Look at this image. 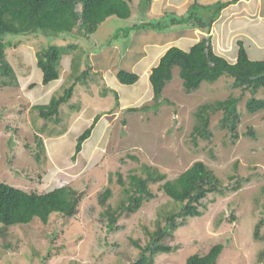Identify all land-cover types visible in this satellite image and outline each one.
<instances>
[{
    "label": "rangeland",
    "instance_id": "obj_1",
    "mask_svg": "<svg viewBox=\"0 0 264 264\" xmlns=\"http://www.w3.org/2000/svg\"><path fill=\"white\" fill-rule=\"evenodd\" d=\"M153 1L145 8L139 0H133L128 19L109 17L88 40L70 33L64 39L32 33L12 36L16 45L6 49V58L16 80L8 86L0 85V180L38 192L64 184L83 189L87 182L89 187L74 217L52 216L47 223L34 219L4 230L0 223V264H126L124 256L137 253L127 239L143 244L147 231L154 228L156 217L174 210L175 204L156 184L151 185L154 197L136 212L122 214L116 230L109 232L99 215L105 207L97 204L96 192L110 187L112 196L107 203L115 207L123 197V187L128 186V176L135 169L140 172L137 168L142 163L156 167L167 178H174L196 160H202L215 173L223 188L202 199L198 207L200 215L186 218L164 240L175 248L156 254L152 264H185L189 255L204 254L217 243L224 248L216 264H264L260 256L264 238L253 236L255 225L263 219L259 232L264 237V108L249 112L246 101L250 93L234 87L232 78L225 75L213 83L203 81L195 90L186 92L177 66L172 68L171 78L155 100L145 74L149 75L153 63L166 50L167 46L157 47V43L160 39L167 40L171 46L187 50L189 42L182 44L178 36H184L190 27L164 31L163 36L149 28L129 31L131 24L162 16ZM216 9V5L204 10L198 6L192 12L195 15L204 12L202 16L208 17ZM109 24L118 31L110 41L117 47L106 45L110 36L104 40L100 36ZM209 33L199 34L197 41L210 36L213 49L233 60L237 50L235 40L242 35H232L224 43L221 38L212 39ZM262 38L260 35L255 39V46L246 36L241 39L249 47L247 53L253 60L264 59V45L256 46L264 42ZM145 42L149 46H143ZM70 43H76L77 49L61 57L59 78L42 84L35 52L49 44ZM88 47L100 50L98 54H88L87 81L76 82L71 97L59 107L57 119L39 117L35 106L62 94L74 76L85 69ZM142 54L146 57L135 65L134 61ZM147 59L153 61L143 71L142 64ZM72 62L77 63V71ZM130 62L135 66L130 68ZM132 68L140 79L131 85L120 83L116 71ZM228 96L239 98L237 137L220 126L218 111L210 116V139L199 138L193 143L190 134L196 122L194 111L203 103ZM254 96L264 99V89ZM142 105L149 108L127 110ZM95 116L99 117L91 136L73 158L77 136ZM249 128L253 135L249 134ZM36 136L42 149L37 146ZM36 152L40 153L38 159ZM129 154L136 155L138 160L134 161ZM117 173L122 175L125 185L117 182ZM236 182L238 187L233 188Z\"/></svg>",
    "mask_w": 264,
    "mask_h": 264
},
{
    "label": "trees",
    "instance_id": "obj_2",
    "mask_svg": "<svg viewBox=\"0 0 264 264\" xmlns=\"http://www.w3.org/2000/svg\"><path fill=\"white\" fill-rule=\"evenodd\" d=\"M132 2L133 0H0V85L8 86L16 80L14 69L6 58V49L16 45L15 37L12 36L32 33L43 34L46 37L61 36L64 39L65 35L70 33L75 37L88 40L91 35L95 34L98 26L109 17L128 19L131 16ZM150 2L151 0H139L140 5L145 8H148ZM198 6L203 10L207 8L193 4L184 15L167 12L154 21L131 24L128 27L129 31L149 28L164 32L182 26L197 27L207 31L225 5L217 3L218 9L208 17L202 16L200 12L198 15L192 12V9ZM117 33L116 30L114 35L117 36ZM96 47L99 46H94ZM92 48L85 49V57H87L84 63L85 69L74 76L73 82L64 88L62 94L52 96L47 103L35 106L39 117L47 119L54 116L57 119L59 107L71 97L76 82L87 81V75L90 73L88 54L97 51H92ZM75 49H77L76 43L49 44L35 52L36 65L42 73V84L48 85L59 78L58 66L61 57L70 54ZM174 66L179 69L182 87L186 92L195 90L203 81L213 83L225 75L232 78L234 87L250 93L246 101V108L249 112L264 108V99L254 96L259 89H264V59H251L241 40L237 41L236 55L233 60H228L227 57L213 49L210 36L201 37L188 50L175 45L168 47L153 63L148 75L150 93L155 100L161 96L163 88L171 78ZM72 67L74 71H77V63L72 62ZM115 76L120 83L127 85L135 83L138 79V74L127 69H118ZM238 102V97L228 96L225 99H217L200 105L194 111L196 122L190 134L191 141L196 144L199 138L210 139L212 135L209 128L210 116L218 111L221 112L218 120L220 126L227 127L231 136L236 138V126L240 118ZM148 108V105H142L141 107H128L127 110L145 111ZM98 117L95 116L91 124L77 136L73 158L82 150L83 142L91 136ZM249 134H254L250 128ZM36 141L37 146L41 148L38 136H36ZM39 155L40 153L36 152L37 159ZM127 156L134 161L138 160L136 155ZM137 170L140 172L137 173L135 169V172L128 176V186L123 187V197L115 207L107 203L112 196L110 187L106 186L97 191L95 197L97 204L105 207L99 215L109 232L116 230L117 221L122 214L136 212L144 202L154 197L151 185L156 184L175 204L174 210L156 217L154 228L147 231V239L143 244L139 240L127 239L137 248V253L133 256H124L126 264H152L156 254L170 252L175 248L165 243L164 240L172 236L173 232L184 224L186 218L200 215L198 207L202 199L211 192L221 191L223 186L215 173L202 160L194 161L174 178H167L166 174L146 163H142ZM117 176V182L125 185L122 175L117 173ZM237 184L238 182L233 188H237ZM88 187L87 182L83 189L64 184L38 192L27 191L0 180L2 228L4 230L25 225L34 219L47 223L52 216L74 217L79 211V205ZM261 223L263 219H259L254 228L253 236L256 239L264 238L259 232ZM223 248V244L217 243L204 254L193 253L185 259V264H216ZM260 256L264 258V251Z\"/></svg>",
    "mask_w": 264,
    "mask_h": 264
},
{
    "label": "crops",
    "instance_id": "obj_3",
    "mask_svg": "<svg viewBox=\"0 0 264 264\" xmlns=\"http://www.w3.org/2000/svg\"><path fill=\"white\" fill-rule=\"evenodd\" d=\"M152 3H155V6L157 7V9L159 10V12L162 15L164 13H167V12H175V11H176L175 12L176 15H184L187 13V11L190 10V8L192 7L193 4H198V5H202L205 7H210L212 5H216L217 3H224L225 6H223L221 8L219 16L214 20L211 27L207 31L202 30V29L197 28V27H193V28L186 29L188 31V33H185L184 36L180 37L181 34L178 36L179 37L178 39L182 44L183 43L187 44V41L189 42L188 44H190V45H188L189 47L187 48V50L190 48V46L193 43H195L197 41L196 37L199 34H203L204 32H210L212 35V39H213V37H214V39H216L217 37L221 38V42L223 40L224 43H225V41H228L229 37H231L232 35L237 36L238 34H241L242 36L238 35L240 37L235 40L236 44H237L238 40H241L245 36L248 39H251V42L253 45H254L255 39L260 37V35L263 36L262 39L264 40V6L262 4V3H264V0H154ZM172 9H174V11ZM201 13H204V12H201ZM106 20L105 21L108 22V19H106ZM248 26H249L250 30H247ZM114 27H115L114 25L109 24L108 28L104 31L105 33L103 35H100L103 40L106 37L110 36V38L108 40H106L107 41L106 45L109 48H111V46L117 47V44H115V43H113V44L108 43L115 36L114 34H112L113 31H111L112 29H114ZM191 29H192V31H191ZM116 30L117 29L115 28L114 33L116 32ZM174 30L176 31L179 29L176 28ZM156 34L159 36L165 35L164 32H158ZM158 42L159 43H157V47H160L161 45H165V46H167V47H165L167 49L168 47L171 46L170 44H168L169 41H167V40L165 42H163L162 39H160ZM177 42H178V40H177ZM263 45H264V42L259 43V45H256V46L259 47V46H263ZM143 46H149V45H146V42H145L143 44ZM175 46L182 48L179 45H175ZM245 47H246V49H249L248 46L245 45ZM99 50H97L96 52H93V53L91 52V55L92 54L93 55L98 54L97 52H99ZM125 52H127L126 49H125ZM145 55L146 54H144V55L142 54L141 58L136 59L134 61L135 65H136V62H140L141 59L145 58L146 57ZM152 61H153V59H152ZM152 61L151 60L149 61L147 59V61L142 64L143 71L148 66L151 65ZM132 63L133 62H130L131 65L129 66L127 64V66H129L130 68L134 67L135 65H133ZM131 70H132V72H136V74H138L137 71H134L133 68ZM145 76H146V79L148 82L147 72H146ZM139 79H140V76L138 74V80Z\"/></svg>",
    "mask_w": 264,
    "mask_h": 264
}]
</instances>
